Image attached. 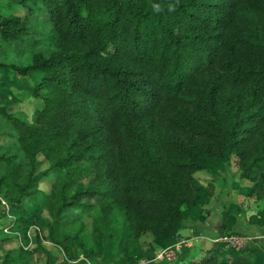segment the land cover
Segmentation results:
<instances>
[{
    "label": "trees",
    "instance_id": "trees-1",
    "mask_svg": "<svg viewBox=\"0 0 264 264\" xmlns=\"http://www.w3.org/2000/svg\"><path fill=\"white\" fill-rule=\"evenodd\" d=\"M15 1L24 13L0 14V41L32 47L26 64L9 65L40 72L41 103L30 121L0 104L28 166L0 152L12 215L2 224L20 232L33 217L35 228L24 251L17 235L0 236V264H82L65 243L85 231L82 214L103 242L125 240L141 258L140 236L181 227L173 198L193 196V172L226 150L264 197V0ZM253 251L180 264H248Z\"/></svg>",
    "mask_w": 264,
    "mask_h": 264
},
{
    "label": "crops",
    "instance_id": "crops-1",
    "mask_svg": "<svg viewBox=\"0 0 264 264\" xmlns=\"http://www.w3.org/2000/svg\"><path fill=\"white\" fill-rule=\"evenodd\" d=\"M225 153L213 158L215 162H221V165H216L212 159L205 168L196 170L198 174L194 175L196 171L193 172V196L173 198V202L181 208L184 224L181 227L167 225L161 236L148 238L145 245L151 257H155L156 250L161 248L172 250L170 264L199 258L207 250L228 255L236 249L223 246L214 238L222 233L235 232L247 235L249 241L245 246L254 248L253 257L248 264H264V197H255L250 180H236L239 176L235 155L231 153L224 160ZM142 236L139 239L141 248ZM224 251L226 252L223 254ZM165 260L164 256L162 259L149 261L167 264Z\"/></svg>",
    "mask_w": 264,
    "mask_h": 264
},
{
    "label": "rangeland",
    "instance_id": "rangeland-1",
    "mask_svg": "<svg viewBox=\"0 0 264 264\" xmlns=\"http://www.w3.org/2000/svg\"><path fill=\"white\" fill-rule=\"evenodd\" d=\"M18 14L23 15L24 9L20 4H18L15 0H0V14ZM41 45V44H39ZM34 47V46H33ZM37 47V45L35 46ZM42 47V46H41ZM32 47L26 44H20L19 46L7 45L0 41V62L4 63L0 66V104L5 105V109L10 113H15L21 118L30 121L32 118V113L35 107H39L40 99L38 97H34L31 89L33 84L37 81L40 72L36 70H28L26 75H20L16 73L9 64L11 63H19L21 65L26 64L29 61L30 53ZM12 131V130H11ZM8 131V127L5 125L4 120L0 117V152L2 149H7L9 153H15L16 161H18V165L25 166L26 168L27 163L23 158L20 156V152L18 151L16 143L13 141L12 136L6 135ZM17 152H19L17 154ZM224 160H226L231 153L228 150L225 151ZM214 161V159H213ZM216 165H221V162H215ZM46 162L43 158L37 163V169L45 167ZM212 166V164H210ZM198 174L196 171L194 175ZM196 181V178L194 176ZM237 179H244L242 177H237ZM50 187V179L49 177L43 178L41 180L40 188L44 191H47ZM1 195V194H0ZM38 197V195H35ZM35 199V198H33ZM37 201H34V203ZM211 202V201H209ZM37 207L36 214L43 215V210H40L41 206L35 204ZM34 206V205H33ZM8 204L4 201V199L0 196V236L8 234L9 232L17 235L15 241L20 239L21 242L19 243L21 246V250L24 251L29 245V238L31 234V230L35 228V224L33 221L35 218L28 217L23 228L20 229L22 232L23 237H27V241H23L21 238V233L17 231H10L8 227L4 223L10 217H12L9 211ZM94 210L92 211V214ZM36 217V216H35ZM81 220H83V225L85 231L81 234V237L75 238L74 236H70L69 239L65 241V243L70 247L71 253L73 255L71 261L80 260L82 264H156L152 263L149 260H159L164 258V254L167 248L157 249L155 252V257H151L150 251L146 249V240L150 238L147 235H143L141 238L142 242V251H144V255L141 258L137 257L139 253V249H131L128 250L126 248V241L121 240L117 243L110 242H103L102 237L103 233L93 226L91 221V216L87 214L81 215ZM255 219H258L255 217ZM44 230V229H43ZM43 232V231H42ZM12 241L8 245H12L15 243ZM83 242L84 244L81 245L80 243ZM16 244V243H15ZM140 245V244H139ZM85 247V250H83ZM140 248V247H139ZM24 249V250H23ZM57 260L59 261L63 257L62 250L60 248L57 249ZM226 251L223 252V254ZM154 253V252H153ZM154 255V254H153ZM160 255L161 257H158ZM172 256L165 257V263L170 264V258ZM144 259V260H142ZM33 264H38L35 258L32 260Z\"/></svg>",
    "mask_w": 264,
    "mask_h": 264
},
{
    "label": "built area",
    "instance_id": "built-area-1",
    "mask_svg": "<svg viewBox=\"0 0 264 264\" xmlns=\"http://www.w3.org/2000/svg\"><path fill=\"white\" fill-rule=\"evenodd\" d=\"M214 240H218L223 246L240 249L247 244V242L249 241V237L247 235H241L235 232H226L215 237ZM172 253V250H168L164 255L165 257L172 256ZM157 256L161 257L160 255Z\"/></svg>",
    "mask_w": 264,
    "mask_h": 264
}]
</instances>
